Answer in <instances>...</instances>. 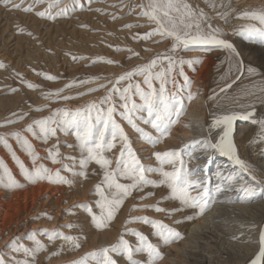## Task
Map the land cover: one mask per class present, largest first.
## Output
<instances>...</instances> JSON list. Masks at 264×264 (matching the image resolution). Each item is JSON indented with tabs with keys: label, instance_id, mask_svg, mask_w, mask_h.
I'll list each match as a JSON object with an SVG mask.
<instances>
[{
	"label": "rangeland",
	"instance_id": "374dc122",
	"mask_svg": "<svg viewBox=\"0 0 264 264\" xmlns=\"http://www.w3.org/2000/svg\"><path fill=\"white\" fill-rule=\"evenodd\" d=\"M251 1L257 5L261 0ZM13 2L20 4L21 0H13ZM187 2L191 3L195 9H202L211 18L210 22L212 25L215 23V27H219L225 34L221 38L230 41L236 51L238 50L239 56L235 54L226 56L224 52L223 54L219 53L220 51L217 55L209 56L208 52L205 51L177 50L174 54L175 57L177 59L182 57L185 60L196 57L202 58V63L197 65L202 67L201 72L197 74L202 96L211 94L217 89L215 95H212L213 100L210 103L211 109L209 110L218 113L230 109H250L253 99L258 96H264V93L260 91L264 87V45L250 42L241 34V28L244 25L255 22L240 19L234 25L232 24L231 28H224L222 27L224 22L220 16L219 18L212 17L215 12H221L217 3V7L213 9L204 0H187ZM32 4L33 0H23L21 8L14 9L11 4L5 6L3 2H0V62L6 65L5 68H0V134L21 132L19 130L25 129L34 120L46 118L52 115L56 109L62 108L74 112L76 109L85 108L90 102L99 103L101 98L113 87L116 79L123 73L149 62L157 54H173L171 52L172 44L169 41L172 38H163L160 35L152 36L146 40L139 38L156 28L153 22H150L146 16L141 15L142 9L140 5L143 4L142 0H59L58 6L53 7L51 12L55 14L65 7L69 10L67 15L57 16L55 19H50L47 16L42 18L36 15V12L44 11L48 8L47 2L36 4L31 12L23 11V8ZM215 19L219 22H215ZM127 25H133V27H126ZM239 42L250 45L251 48L241 47ZM255 46L258 48L255 49ZM239 47L241 50H239ZM259 48H261L259 51H263L262 54L257 51ZM117 49L121 50L117 51ZM128 49H132L133 52L139 53V55H133ZM73 57H76V59H73ZM207 57L212 59L206 60ZM107 60H112L116 63L109 64L105 62ZM239 60L243 61L244 70L242 73L236 71L237 61ZM166 66L167 61H162L161 64L157 65V69L153 71H160ZM248 67L256 68L259 74L249 75L247 72ZM183 70L191 80L190 91L197 90V88L192 86L193 76L189 72L192 69L185 64ZM17 73L20 75L18 76ZM43 74L54 76L56 79L47 80ZM172 75L177 83L175 86L169 83L167 87L170 90H176L177 86L182 89L181 95L185 97L186 108L188 106L186 102L189 101L186 99L188 89L183 88V77L179 76L177 72ZM236 77H239V79ZM143 79V76H134L132 80L121 81L116 86L123 89L129 83L135 84L139 82L147 90V86L143 84ZM28 83L37 85V87L29 88L27 86ZM225 83L232 86L221 92L219 88H224ZM68 85H71V87H68ZM100 85H105V87H100ZM154 85L158 87L159 82L154 81ZM60 89H63L60 96L74 98L69 100H63L57 96L45 98V94L49 92L55 93ZM91 89L98 90L91 91ZM38 95L41 96L38 98ZM260 98L258 99L259 101ZM113 99L117 109L114 113V118L128 135L132 149L144 165L156 167L157 164H153L152 161V157H154L152 153L157 151L156 148L161 143L155 146L148 144L141 137V134L137 133L120 116V112L123 109L120 107L119 94H114ZM133 99L137 103H141L138 97L134 96ZM254 105L257 106V104ZM102 107L106 109L108 105L105 104ZM37 108L43 110L36 111L35 109ZM137 115L141 114L138 113ZM142 115L146 118V113ZM21 116H23V119L19 118ZM95 116L96 113L93 112V122H95ZM9 120L16 122L8 124L7 121ZM22 122L26 124V127L17 128ZM136 122L146 132L151 133L153 136L157 135L155 130L150 125L144 124L142 120H137ZM174 126L175 124L172 128ZM110 131L111 129L106 132V139H111ZM35 139V146L39 148V153L41 154L39 156L41 158L39 160L40 163L47 164L51 161L48 158V150L54 149L56 146L59 148L61 158L74 156L79 159V149L67 147L69 144L75 145L78 143L75 136L71 134V130L67 133L63 130H58L56 136L50 137L47 143L40 138L35 137ZM2 146L0 144V148ZM120 147L121 144L118 141L117 147L106 153L113 160V168H115V160L119 156ZM184 147L185 145L183 144L180 150H184ZM18 149L23 150L19 144ZM161 150V152L164 150L168 151L166 148ZM50 163L53 167L51 168L49 165L46 167L53 172L62 167L60 163ZM63 163L70 164L71 161L63 159ZM88 173V178L84 179L82 177H72L68 172H62V175L67 176L69 179H74V184L72 186L55 184L58 186V191L61 195V205L59 212L56 214L55 223H51L54 221L52 207L48 204L49 202L44 201L49 196V192L46 195L41 192L42 194L39 195V199L37 198L35 203V205H38L40 202L37 212L31 210L25 216H21L19 213L18 226L9 232L0 234V256H3L6 260L13 257L24 259L22 252L13 253L7 246L10 241L16 238L19 243L27 247H33V241L29 239V236L35 233L36 239L46 245V249L37 254L35 264H72L73 261L79 260L89 252L116 244L121 234L125 233L126 228L135 229L143 233L150 242L158 246L162 253L170 243L164 245L159 237L154 235V229L151 226L149 228V225H145L142 222L126 224L129 217L136 216H147L150 219L162 221L179 233L181 232L179 226L174 224L173 219L175 218L172 212L158 215L152 212L153 208L144 207L145 205H154L153 202L158 197H161L159 199H162L163 208H174L170 199H168L169 189L168 193H166L167 189L165 186L153 187L151 185L144 187L142 192L133 191L132 195L125 200L117 217L108 228L95 229L84 209L73 207L84 203L94 206L97 200L94 189L97 184L101 183L102 172L98 165L90 163L88 165ZM149 178L155 180L153 173L149 174ZM84 180L86 181L84 182ZM121 182L129 183L126 180ZM68 187L72 188L73 192L75 190L73 193L75 195L70 194ZM0 189L1 194L10 195V191L8 193L4 187L0 186ZM149 193H154V195H148ZM40 198L42 199L41 201H39ZM15 201L14 205L7 207L5 210V219L9 222L14 220L15 214L21 206L20 200ZM134 205L136 210H132ZM69 209L74 215L68 213ZM94 211L98 213L99 209L94 207ZM191 211L193 213V210ZM45 213L47 216H51L52 219H48ZM68 224H77L79 227L69 229L66 227ZM44 229L49 230V232L59 229L66 235L79 236L82 244H80L79 249H75L71 253L63 252L54 258H50L53 251L57 249L56 247L61 250L58 246L61 240L56 239L50 242L47 234L42 231ZM124 239L134 246L137 244V238L130 233L125 234ZM177 239L173 242H176ZM102 240L110 241L106 244H99L97 247L91 246L94 242ZM62 242L63 244L66 243ZM112 255L117 260V264H128L123 256ZM135 258L140 261H146L147 255L140 254ZM160 260H156L155 264H160Z\"/></svg>",
	"mask_w": 264,
	"mask_h": 264
},
{
	"label": "snow or ice",
	"instance_id": "6c2138e0",
	"mask_svg": "<svg viewBox=\"0 0 264 264\" xmlns=\"http://www.w3.org/2000/svg\"><path fill=\"white\" fill-rule=\"evenodd\" d=\"M5 6L12 5L14 9H20L23 3H14L13 0H0ZM48 3V8L44 11L36 12L39 17L47 16L50 19H55L57 16L67 15L68 8H62L60 11L53 14L51 9L58 6L59 0H33V4L23 8L25 12H31L33 7L39 3ZM210 7L215 9L217 7L215 0H205ZM82 7V6H81ZM142 11L141 15L146 16L150 22L155 23L156 28L140 36V39H149L152 36L160 35L163 38H172L173 44L171 52L173 54H157L149 62L138 65L130 71L120 75L113 87L109 89L108 93L101 98L99 103L90 102L83 109H76L74 112L67 109H56L53 114L39 120H34L27 125L25 131L31 133L34 137L42 139L47 143L50 137H54L58 130H63L66 133L71 130V134L75 136L78 142L75 145L69 144V148L79 149V159L74 156H67L61 158L58 146L54 149L48 150V158L52 163H60L61 168L54 172L46 167L43 163L37 164L41 158L36 153L30 141L20 132H11L8 134H0V144L10 153L13 161L18 166L20 173L24 179L31 184L39 181H47L52 184H62L72 186L74 179H69L62 175V172H68L72 177L88 178V165L95 163L99 166L102 172L101 183L95 186L94 192L99 197L93 205L87 203L74 205V208H82L90 217L91 224L97 230L106 229L111 222L116 218L118 212L121 210L125 200L130 197L133 191H143L146 186L160 187L165 186L169 189L168 199L179 202V207L174 209H165L159 206L145 205L146 208H153L156 212L171 213L176 211H184L186 209L193 210V214L186 217L187 219H195L199 215H203L209 208L210 203L215 202V196L209 188V181L206 176L208 164H210L211 157L208 155V150H214L221 156L227 157L232 162L236 170L231 171L228 175L217 171L216 176L219 183L216 184L215 192L220 193L225 188H232L236 186L237 191L242 193L240 202H250L257 197L264 198V169L257 170L252 164L241 159L237 146L232 138L234 131V123L237 120L250 121L252 124H258L260 127L259 141L264 142V119H255V109L247 112H233L217 117L211 127L220 128L222 126V134L218 141L212 142L210 140H195L191 141L185 146L187 149L186 155L188 160L200 159L195 157L193 152L196 150H203L208 156L207 163L203 167L189 168L187 161H185L184 150H168V151H154L152 155L156 161L159 162L158 167L144 165L140 158L136 155L131 147V141L125 133L123 127L116 122L114 113L117 111L114 102V94H119L120 107L123 109L120 116L127 121V123L152 146L161 143L162 140L170 134L172 126L178 123L180 116L184 114L185 97L181 95L182 89L177 86L176 90H170L167 85L172 83L176 85L175 77L172 73L178 68L179 76L183 77V88L188 89L186 99L192 100L191 94V80L185 74L183 66L187 64L193 71L196 70L195 65L202 63V58L196 57L185 60L184 58L177 59L175 53L177 50L181 51H212L214 48H223L228 50L229 54L239 56L235 47L228 40L221 38L225 35L219 27H213L210 22L211 18L202 10L194 9L187 0H147L146 4L140 5ZM220 7L226 8L224 12H217L221 19L227 22V17L230 12L236 11L231 8V3L227 5L221 3ZM75 10V9H72ZM237 18L246 19L255 23H250L242 26L241 34H243L250 42L254 44L264 45V8L255 10H245L238 14ZM126 27H133L127 25ZM23 31V29H21ZM31 34V33H29ZM159 42V41H158ZM121 49H117L120 51ZM133 55L138 56L139 53L128 49ZM76 59V57H73ZM162 61H167V66L160 71H153ZM106 63H116L112 60L105 61ZM6 65L0 62V68H5ZM243 61H237L236 71L243 72ZM249 75H257L256 68L248 67ZM19 76L20 74L17 73ZM45 75L47 80H55L56 77ZM134 76H143V84L147 86V90L141 86L139 82L133 84L129 83L123 89L117 87L121 81H130ZM239 79V77H236ZM154 81L159 82V86L154 85ZM91 82V81H86ZM29 88H35L37 85L28 83ZM231 84H226L220 91L223 92L226 88H230ZM71 87V85H68ZM105 87V85H100ZM255 87V86H253ZM98 89H91L96 91ZM63 89L57 90L55 93L49 92L45 94V98L57 96L63 100L73 99L70 96H60ZM260 91L264 93V88ZM138 97L141 103H137L133 97ZM107 104L105 109L102 107ZM36 111L43 109L37 108ZM95 112V122H93L92 113ZM141 115H137V114ZM143 113H146V118ZM23 119V116L19 117ZM137 120H142L144 124L150 125L157 133L153 136L141 128ZM16 121L9 120L8 124ZM54 125V126H53ZM110 131L111 139H106V132ZM7 136L15 138L20 147L29 155L32 163L30 170L22 160L16 155V152L9 144ZM120 142V153L115 160V168L112 167L113 160L106 155L107 152L117 147V142ZM63 159L71 161L70 164H64ZM165 166H168L166 169ZM0 186L8 190L22 188L24 185L17 181L8 168L7 164L0 159ZM95 171V170H93ZM158 173L159 179L153 180L149 178V174ZM204 173V174H202ZM6 178V179H5ZM122 180L129 181V183H122ZM195 193V194H193ZM148 195H154L149 193ZM147 198V197H144ZM94 207L99 209L97 213ZM132 210H136L133 206ZM69 214L74 213L71 209ZM47 216V214L45 213ZM52 219L51 216H47ZM133 222H142L145 225H150L154 229V235L159 237L164 245L173 242L177 238H182L181 234L175 229L164 224L162 221L150 219L147 216L129 217L126 224ZM180 223V221H177ZM67 228H77V224H68ZM47 234L50 242L60 239L71 245L73 250L79 249L80 237L76 235H66L59 229L50 231L42 230ZM130 233L137 238V244L134 246L124 239V235ZM33 241V247H27L18 242L14 238L9 242V247L13 253H23L24 259L9 258L4 259L0 256V264H35L36 256L39 252L46 249V245L36 239L35 233L29 236ZM63 245H61V250ZM60 251L53 252L52 255H59ZM123 256L126 258L128 264H155V261L162 259V253L158 246L149 241L148 237L140 231L135 229H125L116 244L111 247H106L97 251L85 254L79 260L73 261L72 264H117V260L113 255ZM140 254H146L147 260L140 261L135 257ZM250 264H264V230L259 232L258 237V251L254 258L250 260Z\"/></svg>",
	"mask_w": 264,
	"mask_h": 264
},
{
	"label": "bare ground",
	"instance_id": "6f19581e",
	"mask_svg": "<svg viewBox=\"0 0 264 264\" xmlns=\"http://www.w3.org/2000/svg\"><path fill=\"white\" fill-rule=\"evenodd\" d=\"M142 1L143 4L147 3V0ZM222 2L227 5L229 0H215V3L218 4L219 10L224 12L227 9L220 7ZM230 3L231 8L236 11L230 12L227 17V22L222 19L224 22L222 27L224 28H231L232 24L234 25L236 21L238 22L240 19L237 18V16L240 12L264 7V0H261L259 4L256 3L257 5L252 3L251 0H230ZM192 7L195 9L193 5ZM212 17L219 18L217 12H215ZM217 21L218 20L215 19V22ZM213 27H215V23H213ZM169 41L173 44V40ZM239 46L246 49L251 48L250 45H245L240 42ZM256 48L258 47L255 46V49ZM260 49L261 48L257 49V51L262 54L263 51H259ZM239 50H241L240 47ZM207 52L209 56L217 55L218 52L221 54L224 52L226 56L230 55L228 50L223 48H214L212 51ZM211 59V57L206 58V60ZM195 68V71L189 70L190 74L193 76L192 86L197 88V90H194L193 92L191 91L193 99L186 102L188 106L184 109V114L180 116L178 123L171 128L170 134L163 139L161 144L156 148L157 151H162L161 149L165 148L168 150H180L183 144L186 146L191 141L195 140L207 139L212 142L218 141L219 136L222 134V126L220 128H212L211 125L217 117L222 115L231 114L233 112L243 113L252 111L254 107L256 113L254 118L264 119V96H258L256 99H253L254 101L251 103L252 108L250 106V109H230L218 113L209 110L211 109L210 103L213 100L212 95H215L217 89L211 94L202 96L201 86L198 84L197 79V74L201 72L202 67L195 65ZM176 72L178 74V68L172 74ZM40 96L41 95H38V98ZM259 97H261L260 101L258 100ZM247 99L249 100V98ZM254 104H257V106ZM21 127H26V124L22 122L17 128ZM19 131H21L20 133L30 141L36 153L40 156L39 148L35 146V137L31 133L26 132L25 129ZM259 135L260 127L258 124L254 125L250 121L240 120H237L234 123L232 138L237 146L238 154L241 159L252 164L257 170L264 169V142L259 141ZM7 139L9 144H11L12 149L16 152V155L31 170L33 166L29 155L24 150L18 149V143L15 138L8 136ZM186 152L187 149L184 147L185 154L183 158L187 161L189 168H197L198 166L203 167V165L207 163L208 156L205 155L203 150L198 149L194 151L193 155L201 158L192 159L190 161L188 160ZM208 155H210L212 162L208 164L206 176L209 181L208 186L215 196V202L210 203L209 208L203 215H199L191 220L186 218L193 214L191 209L172 212L175 218L173 219L174 224L181 229L180 234L182 238L177 239L176 242H171L167 248L164 249L160 264H250V260L254 258L255 253L258 251L259 232L264 230V198L257 197L250 202L242 203L240 202L242 193L237 191L235 185L232 188H225L222 192L216 193V184L220 182L216 176L217 171L222 172L226 176L229 172L236 170V168L227 157L221 156L214 150L209 149ZM0 159H3L7 164L15 179L24 185L22 188L14 190L7 189L8 193L10 191V195L1 194L0 189V234L9 232L18 226L20 218L19 213L21 216H25L28 212H31V210L37 212L40 202L38 205H35V203L37 198L39 199V195L42 193L46 195L49 192V196H47L44 201L49 202L48 204L52 207L54 221L51 223H55L56 214L59 212V207L61 205V195L59 194L58 186L47 181H39L35 184L28 183L4 146L0 148ZM152 161L153 164H157L156 167L159 166V162L156 161L155 157H152ZM50 162L44 165H49L52 168L53 165ZM37 164H40L39 160L37 161ZM165 167L166 169L168 168V166ZM0 173H2V170H0ZM153 177L155 180H158L159 174L153 173ZM85 181L86 180H84V182ZM68 190L70 194L75 195L73 194L75 190L73 192L70 187H68ZM166 193H168V189L166 190ZM159 198L161 197H158L153 202V206L163 208L162 199ZM97 199H99L98 196ZM15 200H20L21 206L19 210H17L14 220L9 222L5 219V210L7 207L14 205L16 202ZM41 200L42 199L40 198L39 201ZM170 202L174 208L179 207V202L176 203L175 200H170ZM174 208L165 209L171 210ZM152 212L158 215L165 214V212H156L154 209ZM177 221H180V223H177ZM81 241L82 240H80V244H82ZM109 241L110 240H102L100 242H94L91 246L97 247L99 244H106ZM61 245H63L62 250H59L58 247H56L57 249L53 252L59 250L61 254L63 252L71 253L74 251L71 248V245L67 243L63 244L62 240L58 243L60 249ZM56 256L58 255H51L50 258Z\"/></svg>",
	"mask_w": 264,
	"mask_h": 264
}]
</instances>
